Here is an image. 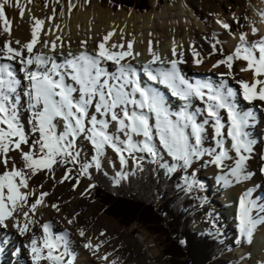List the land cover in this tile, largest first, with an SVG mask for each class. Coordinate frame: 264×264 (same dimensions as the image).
I'll list each match as a JSON object with an SVG mask.
<instances>
[{
  "label": "snow or ice",
  "instance_id": "6c2138e0",
  "mask_svg": "<svg viewBox=\"0 0 264 264\" xmlns=\"http://www.w3.org/2000/svg\"><path fill=\"white\" fill-rule=\"evenodd\" d=\"M9 6L18 9L21 18L25 8L20 0H0V24L3 25L0 32L10 36L11 21L5 11ZM260 15L264 18V11ZM34 20L30 41L21 44L19 40L9 39L0 46V229H7L11 223L19 235H30L32 264H73L68 232L53 234L50 222L41 223L37 219V209L45 205L49 193H37L29 185L33 176L44 170L52 172L55 164L79 163L80 174L91 178L89 168L100 169L102 157L111 149L122 169L131 159L136 169L142 170L147 156L169 175L178 169L187 172L195 162L207 156L209 163L221 169L223 174L218 179L225 185L232 183L230 176L237 182L249 178L246 162L255 140L246 129L251 126L250 122H255L256 115L252 110L239 111L235 98L239 94L250 104L264 103V36L249 41L248 33L241 32L238 44L226 55L222 46L217 47L221 42L215 40L209 55L219 54L222 58L213 68L223 65L228 71L220 73L218 83L193 82L181 72L180 65L186 61L175 42L171 58L166 59L153 50L149 41L150 59L138 69L128 59L141 55L133 54L132 41H128L126 47L123 43L106 46L115 31L108 32L92 52L87 50V41H81L79 53L65 54L57 52L58 47H64L60 37L40 40L44 20ZM217 23L231 31L228 23L220 20ZM258 31L255 26L251 27L253 36ZM57 41H61L60 44ZM37 44L48 51L36 49ZM192 55L193 63H203L204 57L194 46ZM57 56L63 59L58 61ZM237 60L246 62L241 71H250L252 79L251 82L236 80L239 89H234L225 77L235 79L232 68ZM11 62L20 65L23 80L27 81L23 89L29 114L27 130L17 108L21 100L17 92L22 81L17 78ZM108 63L114 65V70H109ZM160 86L182 102L179 111L169 108ZM193 99L203 102L202 111L192 109ZM222 112L226 113V120ZM113 126L114 131H109ZM208 127L213 130L215 142L211 148L204 146ZM81 137L95 153L90 163H80L77 141ZM228 141L230 146H226ZM11 152H16L19 160L11 156ZM165 156L174 163H169ZM228 160L234 161V165L225 171ZM70 172L68 169L58 182L68 179ZM127 176L126 171L117 172L114 183L119 184ZM52 178L56 179L54 175ZM185 181L191 189L193 182L188 176ZM91 187L94 185H89ZM51 207L59 211L57 204ZM257 208L250 191L239 197L238 231L249 243L257 225L264 224V215L254 214ZM67 222L74 221L68 219ZM37 226L42 231L40 237L33 231ZM79 235L85 236L83 229L79 230ZM7 242L0 237V247ZM84 247L99 249V245L93 246L90 241ZM101 259L107 260V255Z\"/></svg>",
  "mask_w": 264,
  "mask_h": 264
},
{
  "label": "bare ground",
  "instance_id": "6f19581e",
  "mask_svg": "<svg viewBox=\"0 0 264 264\" xmlns=\"http://www.w3.org/2000/svg\"><path fill=\"white\" fill-rule=\"evenodd\" d=\"M172 1L171 4L168 2L164 6H158L159 1L156 0L152 2L151 8L146 12L134 10L127 12L120 8L115 13L112 6L103 5L100 1L90 3L88 0H78L76 3H72L71 7H57L55 3L50 2L46 9H44L43 2H39V4L28 6L27 15L22 18L19 10L10 6L5 11L11 21V35L0 32V46L9 39L13 42L19 40L21 44L30 41L32 38L31 29L35 23L34 18L44 20L42 30L39 33L40 40L52 41L60 37L64 47L62 49L58 47L57 52L63 51L65 54L69 51L79 53L82 50L81 41H87V50L92 52L108 32L115 31L106 46L113 43H123L126 47L127 42L132 41L133 54L141 53L135 59L128 58L132 64L134 60L138 59L142 65L150 59L149 41L152 42L154 51L162 57L170 59L173 42H175L179 46L178 51L184 53L186 63L181 64L180 68L182 74L189 81L207 80L218 83L221 80L220 73H225L228 69L223 65L213 68L217 60L222 57L219 54L209 55L212 52L211 43L219 40L221 44L217 47L222 46L226 55L231 53L238 44L241 32L248 33L249 41L258 40L264 36V18L260 15V12L264 11V0H204L203 3L195 2V0ZM53 10H55L54 15ZM185 10L194 15L195 22L185 23L188 19L187 16L182 15ZM50 17L52 19H49ZM217 20L228 23L231 26V31L224 29L220 23H217ZM57 25L59 28L56 27ZM252 26L259 30L256 36L251 33ZM2 27L3 25L0 24V28ZM60 42L57 41V44ZM13 46L18 47L15 43ZM193 46L204 57L203 63L199 65L193 63ZM36 49L48 51V49L42 48L40 44L36 45ZM62 59V57L57 56L58 61ZM11 63L17 78L22 81L17 92V95L21 96L17 108L19 109L20 121L27 130L29 114L26 108V97H23V89L27 81L23 80L24 73L20 71V65L15 62ZM133 65L135 66V64ZM107 67L109 70H114V65L111 63H108ZM244 67H246L245 61L237 60L234 62L232 72L235 74V79L225 77L228 79L230 87L239 89L236 80L251 82L252 73L250 71L242 72L241 68ZM160 88H162L160 90L164 94L169 108L172 111L175 109L179 111L182 102L171 96L170 92L163 86ZM235 103L239 111L252 110L256 115L255 122H250L251 126L246 129L250 138L255 140L253 152L246 162V171L251 175L248 179L239 182L230 176L229 179L232 180V183L225 185L218 179L223 174L221 169L209 163V157L205 156L199 163L198 172L193 170L188 180L196 179L195 184L198 182L201 184V181L197 180L199 171L203 172L202 177H209L206 180V185L200 188L207 191L205 194L210 199L209 206L211 209L204 204L202 211L210 212L217 221L225 223V229L222 232L228 237L229 244L232 246V254L236 256L239 253V259L242 258L247 264V257L245 256L247 245L238 231V199L246 191H250L254 202L258 205L257 212L254 214L264 215V212H260V209H264V103L254 101L250 104L243 100L239 94L235 98ZM203 108L202 101L192 100L193 110L202 111ZM221 115L226 120V113L222 112ZM109 131H114V126ZM212 136L213 130L208 127L204 143L206 148L215 146ZM77 144L79 145L81 142H77ZM226 146H230V141L226 142ZM85 149H92L94 156L95 153L91 145L86 146ZM230 154L235 156V153ZM10 155L19 160L16 152H11ZM105 156L110 165L117 166L118 171L127 172L129 163L131 170L135 168V164L129 159L127 166L122 169L118 157L111 149L106 151ZM165 159L169 163H174L167 156ZM225 165V171H227V167L233 166L234 161H225ZM39 173L29 181L30 188L37 193L48 192L49 195L45 197V205L38 207L37 219L41 223L50 222L53 234L59 235L65 231L68 232L69 251L72 253L73 264H111L112 261H115L116 264H165L161 249L154 238L149 236L145 230H140L139 236L130 239L128 236L132 233L133 227L121 229L103 217L95 216L93 207L89 206L87 201L83 199L89 198L93 189V187L89 188V185H93L89 179H85L73 191L64 192L61 188L62 185L58 182L62 176L57 177L54 183L45 184L42 182L39 188H36L35 184L38 182ZM235 195H239V197L235 198ZM52 204H57L59 211L52 208ZM68 219H73L74 222L68 224ZM80 229L84 230V237L79 235ZM33 231L37 237L42 235L38 226ZM254 234V240L261 237L263 246L264 224H258ZM0 237H4L8 241L0 247V264H32L29 248L30 235H19L9 223L7 229H0ZM89 241L93 246L99 245L98 251L95 247H84L85 243ZM261 248L258 249L257 257L254 255L252 264L264 262V253L261 252ZM10 252L13 255L12 259L7 254ZM105 255H107V260L101 259Z\"/></svg>",
  "mask_w": 264,
  "mask_h": 264
},
{
  "label": "trees",
  "instance_id": "16d2710c",
  "mask_svg": "<svg viewBox=\"0 0 264 264\" xmlns=\"http://www.w3.org/2000/svg\"><path fill=\"white\" fill-rule=\"evenodd\" d=\"M158 1L161 4L162 0ZM112 3L137 11L149 8V0H112ZM89 171L95 185L92 197L104 214L121 226L136 223L163 236V255L169 264H227L222 257L224 245L214 236L193 230L194 198L176 187L179 175L168 176L157 164L143 161L142 170L136 169L114 186L101 169Z\"/></svg>",
  "mask_w": 264,
  "mask_h": 264
},
{
  "label": "rangeland",
  "instance_id": "374dc122",
  "mask_svg": "<svg viewBox=\"0 0 264 264\" xmlns=\"http://www.w3.org/2000/svg\"><path fill=\"white\" fill-rule=\"evenodd\" d=\"M77 1L78 0H31V2H29V0H20V3L25 8L24 15H23V17H25L27 15V7L31 6L32 4L36 5V4H39V2H43L44 9H46L50 2L55 3L57 7H63V6L69 7L72 3L74 4ZM88 1L90 3H94V2L96 3L98 1H100L103 5L112 6V8L115 10L114 13L120 8L127 11V12L131 11V10L137 11L135 9H129L128 10V9L121 7V6H115L112 3V0H88ZM154 1H156V0H149V8L147 10L137 11V12L148 11L151 8L152 2H154ZM157 2H158V0H157ZM168 2L170 4L173 3L172 0H162L161 4L158 2V6H164ZM195 2L203 3L204 0H195ZM9 7H6V8H9ZM182 15L188 17L187 21L185 22L186 24H190V23L195 22L194 21V15L192 13H190L188 10L183 11ZM134 61H136V60H134ZM77 142H81V144H79V145L77 144V146L80 150V158H79L80 163L92 162V159H93L92 149H90V150L85 149V147L89 146L90 144L87 141H85L83 139V137H81ZM145 160L151 161V158L146 156ZM200 162L201 161L195 162L193 164V166L190 169H188L187 172L180 170V172H179V174H180L179 178L180 179H178V181L176 183L177 188L184 190L187 193H190L194 197V205H193L194 221L192 223L193 230L199 232L200 234L209 233V234L215 235V237H217L225 245L223 250H222V257L228 262L227 264H246V262L242 258L239 259V256H238L239 253H237L236 256H234V254H232V252H233L231 250L232 246L229 244L228 237L226 236V234H224L222 232V230L225 229V223L217 221L215 219V217L210 212L202 211V207L204 206V204L209 206L211 203L209 197H206L205 192H207V191L205 189L200 188L201 186L204 187L206 185V180L209 177H206V176L202 177L203 172L199 171V173H197V176H198L197 180L201 181V184H199V182L197 184H195L196 179H193V180H190L191 182H193L191 189L188 188V185L185 181V176H188V177L191 176V175H189V173H191L193 170H197V172H198ZM130 166L131 165L129 163L128 164V170H127L128 174L132 173L136 168L135 167V168H133V170H131ZM92 168H95V167H92ZM68 169H71V172L68 174L69 178L64 180L63 184L60 183L62 185L61 188L64 192L73 191L74 188L79 186L85 179H89L88 176H82L80 174V164L79 163L76 165L59 164L58 163V164L53 165L52 172H49L48 170H44V171H41L39 173L38 182L35 184V187L39 188L40 183H42V182L45 184L54 183L55 179H53L52 176L54 175L55 178L60 177V176L63 177L65 175V172ZM100 169H102L104 174H106L108 177H110L113 180V183H114V178L116 177V173L120 172V171H118L117 166H113L112 164L110 165L109 162H107L106 156H103L101 159ZM89 173H90V177H92V173L90 171H89ZM207 175H208V173H207ZM77 181H79L78 184H77ZM92 184H93V182H92ZM114 184H116V183H114ZM74 185H75V187H74ZM233 197H234V195H233ZM237 197H239V195L238 196L235 195V198H237ZM83 199L85 201H87V204L89 206L93 207V212H94L95 216H97L98 218L103 217L104 219L116 224V226L121 228V229H127L130 227H133V231L131 234H129L128 238H130V239L136 238L137 236H139L138 232L140 230H145L149 236L154 238L155 242L158 244V247L161 249L162 254H163V249H164V237L163 236L153 234L149 230H147L145 226H140L136 223H133L128 227H124V226L119 225L118 222L114 218H112L110 216H106L104 214L103 208L97 203V201L95 199L92 198V192H91L89 198H87V199L83 198ZM238 201H239V199H238ZM209 208L211 209V206H209ZM254 235H253L251 243H249L246 239H242L244 241V243L247 245V248L245 249L246 250L245 256L247 257V264L253 263V259L255 257H257L258 252H259L258 249L260 247H262L261 252L264 253V245L262 246V244H261L262 243L261 237L258 240L257 239L254 240ZM257 241H259V242H257ZM258 243H259V245H258ZM8 255H12V253L10 252ZM254 255H256V256L254 257ZM12 256H9V257H11V259H12ZM163 257L165 259V264H169L168 258L165 257L164 255H163Z\"/></svg>",
  "mask_w": 264,
  "mask_h": 264
}]
</instances>
